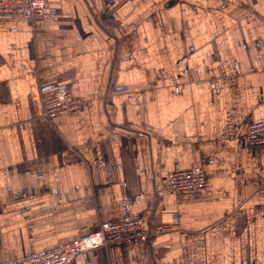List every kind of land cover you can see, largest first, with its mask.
<instances>
[{
    "label": "crops",
    "instance_id": "1",
    "mask_svg": "<svg viewBox=\"0 0 264 264\" xmlns=\"http://www.w3.org/2000/svg\"><path fill=\"white\" fill-rule=\"evenodd\" d=\"M0 19V264L137 214L71 264H264V0H48ZM79 109L49 118L45 92ZM201 166L200 189L158 186Z\"/></svg>",
    "mask_w": 264,
    "mask_h": 264
},
{
    "label": "built area",
    "instance_id": "2",
    "mask_svg": "<svg viewBox=\"0 0 264 264\" xmlns=\"http://www.w3.org/2000/svg\"><path fill=\"white\" fill-rule=\"evenodd\" d=\"M49 8L48 0H0V19L27 16L34 21L43 20ZM81 101L66 89L45 92L43 108L45 116L53 118L65 112L79 109ZM246 141L249 146L264 145V119L250 122L247 126ZM206 175L201 166L173 170L166 174L164 183L158 186L173 190L200 189L205 186ZM2 202L0 200V209ZM137 235L147 239L145 220L137 214H127L116 220L102 222L99 229L61 244L54 248L34 251L18 261L2 264H71L75 258L91 249L107 246L110 242Z\"/></svg>",
    "mask_w": 264,
    "mask_h": 264
}]
</instances>
